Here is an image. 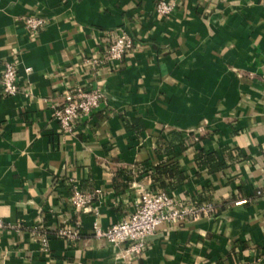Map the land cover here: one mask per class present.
<instances>
[{
	"label": "crops",
	"instance_id": "obj_1",
	"mask_svg": "<svg viewBox=\"0 0 264 264\" xmlns=\"http://www.w3.org/2000/svg\"><path fill=\"white\" fill-rule=\"evenodd\" d=\"M158 2L174 9L161 17ZM121 32L133 46L119 65L86 62ZM7 62L23 89L0 91V264H264V0H0ZM85 86L104 104L64 134L52 107ZM171 163L183 180L170 196L209 200L210 216L159 225L140 257L93 237ZM74 187L95 194L88 212L68 202Z\"/></svg>",
	"mask_w": 264,
	"mask_h": 264
},
{
	"label": "built area",
	"instance_id": "obj_2",
	"mask_svg": "<svg viewBox=\"0 0 264 264\" xmlns=\"http://www.w3.org/2000/svg\"><path fill=\"white\" fill-rule=\"evenodd\" d=\"M174 9L173 5L158 2L155 6L157 15L168 16ZM26 27L37 31L44 26V19L27 17ZM133 46V41L125 33L115 35L103 55L99 58L92 57L88 64L94 67L119 65L124 55ZM31 69L26 68L24 74L28 75ZM22 74L13 62H7L0 72V91L3 96H13L23 89ZM62 103L52 107V115L57 122L59 130L64 134L73 133L76 127L82 125L88 118L104 104V94L99 88L76 87L67 90L62 95ZM94 193L82 192L73 188L68 198L73 210L78 213L89 211L94 200ZM213 213V204L209 200L185 205L176 202L169 191L155 188L143 190L134 204L133 211L128 213L119 222L107 228L93 224L92 235L95 239L103 240L107 245L116 249L123 247L124 255L140 257L148 247L147 238L154 235L161 224L178 225L187 217L196 219L200 216H210ZM0 220V229L3 228ZM58 235L66 238L75 237V233L59 230ZM240 264V263H232Z\"/></svg>",
	"mask_w": 264,
	"mask_h": 264
},
{
	"label": "trees",
	"instance_id": "obj_3",
	"mask_svg": "<svg viewBox=\"0 0 264 264\" xmlns=\"http://www.w3.org/2000/svg\"><path fill=\"white\" fill-rule=\"evenodd\" d=\"M211 159L212 156H203L202 154H199L196 158V160L203 165H207V163H209L208 161H212ZM211 168L216 170L220 168V166L216 165ZM182 180L183 176L180 172H178L176 164L171 163L167 166H159L154 170V173L152 174L151 187L158 190L170 191L174 189L173 184L178 185L182 182ZM199 204L200 203H197V205Z\"/></svg>",
	"mask_w": 264,
	"mask_h": 264
}]
</instances>
